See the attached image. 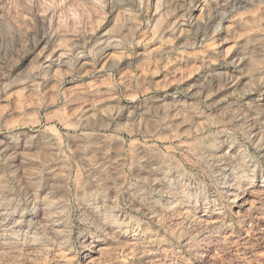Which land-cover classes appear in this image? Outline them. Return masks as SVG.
<instances>
[{"label":"clouds","instance_id":"9594fccd","mask_svg":"<svg viewBox=\"0 0 264 264\" xmlns=\"http://www.w3.org/2000/svg\"><path fill=\"white\" fill-rule=\"evenodd\" d=\"M0 264H264V0H0Z\"/></svg>","mask_w":264,"mask_h":264}]
</instances>
